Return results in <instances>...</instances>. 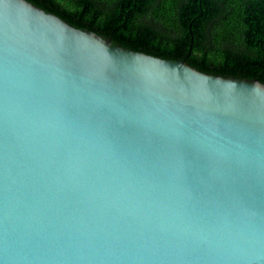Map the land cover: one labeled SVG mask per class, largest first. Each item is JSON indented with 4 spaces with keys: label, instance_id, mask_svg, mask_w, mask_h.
Returning a JSON list of instances; mask_svg holds the SVG:
<instances>
[{
    "label": "water",
    "instance_id": "1",
    "mask_svg": "<svg viewBox=\"0 0 264 264\" xmlns=\"http://www.w3.org/2000/svg\"><path fill=\"white\" fill-rule=\"evenodd\" d=\"M0 264H264V83L0 0Z\"/></svg>",
    "mask_w": 264,
    "mask_h": 264
},
{
    "label": "trees",
    "instance_id": "2",
    "mask_svg": "<svg viewBox=\"0 0 264 264\" xmlns=\"http://www.w3.org/2000/svg\"><path fill=\"white\" fill-rule=\"evenodd\" d=\"M29 1L113 43L264 83V0Z\"/></svg>",
    "mask_w": 264,
    "mask_h": 264
}]
</instances>
